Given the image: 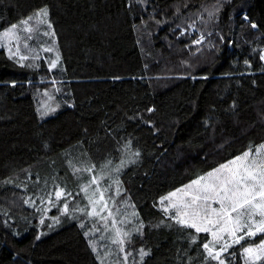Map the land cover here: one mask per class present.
Returning <instances> with one entry per match:
<instances>
[{"label":"trees","instance_id":"1","mask_svg":"<svg viewBox=\"0 0 264 264\" xmlns=\"http://www.w3.org/2000/svg\"><path fill=\"white\" fill-rule=\"evenodd\" d=\"M43 8L56 67L0 46V264H264L161 207L264 142V0H0V32Z\"/></svg>","mask_w":264,"mask_h":264},{"label":"rangeland","instance_id":"2","mask_svg":"<svg viewBox=\"0 0 264 264\" xmlns=\"http://www.w3.org/2000/svg\"><path fill=\"white\" fill-rule=\"evenodd\" d=\"M42 10H46L43 8ZM39 10L37 13H34L29 18L23 19L17 23L10 25L7 29L0 32V46L5 47L8 52L11 54H15L19 56L25 62H28L32 65H36L40 58H45L49 64L53 61L56 62V66L60 62V49L58 46L57 39L54 34V30L49 21L48 11L46 10V14L44 11ZM23 21H27V24H23ZM13 25L16 27L13 28ZM55 66V67H56ZM60 87L57 85L53 88L49 89H38L36 91V97L38 98V109L39 113L42 117L48 116L54 113L61 105V100H59ZM253 151L249 149L245 153H249V156L246 159L237 160V157H243L244 153L237 155L228 161H225L218 165L217 167L199 175L193 180L188 181L184 185L175 189L171 193L161 200V207L169 214L172 215L178 220L186 221V225H191L196 223L199 226H204L207 222L206 220L201 219L200 215L194 216V210L199 211L198 206H204L205 201L202 197L205 193L202 189L206 185H219V183L226 178L231 177L232 171H240L243 173V168L249 164H251L252 160H255L258 164L264 162V147L259 149L258 151ZM230 161H236L235 164H229ZM228 164L229 167L227 169L221 168V165ZM216 169H220L219 172H216ZM213 173L210 177L208 174ZM204 179H201V178ZM197 181L198 183H193ZM175 193V195H170ZM198 196L201 197L200 200L196 201V204L193 205V197ZM259 199V198H257ZM207 204H210L212 208H219V201H207ZM175 205V207H173ZM186 205H192V207H186ZM94 209L97 208L98 205H94ZM227 207V202L226 205ZM203 215V213L201 214ZM209 218L216 219V216L209 213ZM232 217L236 216V213H231ZM264 220V217L260 216L259 213H255L252 220H248L247 217H244L243 223H246L250 227H245L242 231H237L236 236H244L245 238H253L262 232H257L254 236L246 235V232L251 230L255 231L256 223ZM211 228L209 233L211 234V241L208 246L212 253L216 255L217 253L220 255L225 251L229 250L232 246L237 244H241L243 240H240L239 243H234V237L230 234L229 231H220V228H228L231 229L233 226L231 221H228V217H222L220 224H212L208 225ZM212 232L217 233V237L212 235ZM117 239L119 240L121 237V230H116ZM264 241V240H263ZM261 242H251L246 245L245 248L253 249L252 255H249L245 251V258L247 260H257V256L260 258L264 256V250H261L258 246ZM223 249V251L221 250ZM113 249L107 251L104 254H100L101 264H117L113 261H110L109 256L112 254ZM259 258V259H260Z\"/></svg>","mask_w":264,"mask_h":264},{"label":"snow or ice","instance_id":"3","mask_svg":"<svg viewBox=\"0 0 264 264\" xmlns=\"http://www.w3.org/2000/svg\"><path fill=\"white\" fill-rule=\"evenodd\" d=\"M46 14V10H42ZM31 19V18H29ZM23 24H27V21H23ZM16 26L13 25V28ZM255 27V25H253ZM56 62L53 61L50 67H55ZM264 147V146H262ZM249 156V153H244L243 157H237V160L246 159ZM236 161H230L229 164H235ZM228 164L221 165V168L227 169ZM216 172H219L220 169H216ZM231 177L226 178L221 181L219 185H206L202 191L205 195L202 199L205 201L204 206H198L199 211L194 210L193 215H200L201 219L206 220L204 226H199L196 223L191 224L190 226L195 228L197 232H209L211 228L208 225L220 224L222 217H228V221H231L232 227L220 228V231H229L230 234L234 237V243H239L240 240L244 239V236H236L237 231H242L245 227H250L246 223H243L244 217L246 216L248 220H252L255 213H259L260 216L264 217V162L257 163L255 160H252L251 164L243 168V173L240 171H232ZM210 177L213 173L208 174ZM201 179H204L203 177ZM193 183H198L194 181ZM60 195V193H57ZM170 195H175L172 193ZM259 198V199H257ZM166 199V198H162ZM201 197H193V205L196 204L197 200H200ZM219 201V208H212L210 204H207V201ZM227 202V207L225 206ZM175 207V205H173ZM186 207H192V205H186ZM236 213L235 217H232L231 213ZM203 213V215H201ZM209 213L216 216V219L209 218ZM181 223H186V221H181ZM257 232L264 233V220L256 223L255 231H247L246 235L254 236ZM214 237H217L216 232H212ZM208 244L204 245V248H208ZM261 250H264V241L258 246ZM223 251V249H221ZM249 255H252L253 249L245 248L244 250ZM212 255L211 251L209 252ZM213 258L219 259V254L217 253ZM257 259L260 257L257 256ZM223 264V262H221Z\"/></svg>","mask_w":264,"mask_h":264},{"label":"crops","instance_id":"4","mask_svg":"<svg viewBox=\"0 0 264 264\" xmlns=\"http://www.w3.org/2000/svg\"><path fill=\"white\" fill-rule=\"evenodd\" d=\"M262 146H264V142L259 144L254 150H252L253 153H255L254 151H258L259 149L261 150V148H263ZM210 236H211V234H210ZM263 240H264V236L262 237V239L260 241H257V242H262ZM210 241H211V238H210Z\"/></svg>","mask_w":264,"mask_h":264}]
</instances>
